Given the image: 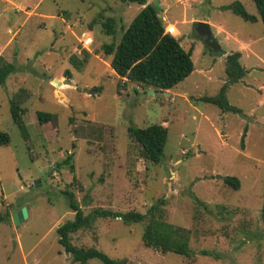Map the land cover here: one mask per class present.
<instances>
[{
  "label": "rangeland",
  "instance_id": "obj_1",
  "mask_svg": "<svg viewBox=\"0 0 264 264\" xmlns=\"http://www.w3.org/2000/svg\"><path fill=\"white\" fill-rule=\"evenodd\" d=\"M147 1L170 7L174 37L195 65L189 78L155 95L129 82L118 91L113 57L102 50L121 42L143 6L15 0L26 11L20 12L0 0V47L12 39L4 57L14 65L0 84V132L11 138L0 148V217L6 219L0 221V264H76L57 232L75 218L65 192L75 195L85 215H147L131 225L98 217L91 229L71 235L77 248H96L127 264H264V24L258 8L253 0ZM236 2L258 21L225 9ZM107 19H114L115 35L106 33ZM198 22L211 26L216 47L195 37ZM84 32L93 40L88 58L74 52ZM237 52L248 73L227 91L239 112H224L204 99L217 97L228 83L226 57ZM75 57L79 69L70 62ZM21 90L31 93L22 107L28 139L11 114ZM39 114L54 118L41 124ZM153 125L169 130L159 165L147 164L128 135L130 127ZM71 155L69 165L57 167ZM227 177L239 179L240 190L228 187ZM155 205L156 220L163 213V222L188 235L191 257L145 246ZM23 208L29 217L16 225Z\"/></svg>",
  "mask_w": 264,
  "mask_h": 264
},
{
  "label": "trees",
  "instance_id": "obj_2",
  "mask_svg": "<svg viewBox=\"0 0 264 264\" xmlns=\"http://www.w3.org/2000/svg\"><path fill=\"white\" fill-rule=\"evenodd\" d=\"M121 1L138 3L144 8L124 33L118 45L113 43L104 46L102 49L106 56L113 57L110 66L118 77V91L123 82L136 84L146 90L145 92L150 89L165 92L174 89L195 71L192 52L185 51L174 36L166 34V26L158 7L148 4L147 0ZM253 1L264 24V0ZM225 9L231 10L247 22L255 23L258 21V18L251 15L240 2H236ZM114 25V19H107L103 23L108 35L116 34ZM84 52L88 58L89 53ZM241 58L242 54L240 52L226 57V73L229 81L222 87L217 97L205 98V102L218 106L224 112H239L238 109L230 106L227 91L230 85L240 82L247 75V70L241 64ZM70 62L78 69L81 67V64L77 63L76 57L72 58ZM13 71L14 65L7 63L3 57H0V84H4ZM67 75L70 78V72ZM30 98L31 93L28 90H21L10 103L13 120L22 130L25 139H28L29 134L23 118L26 111L22 107ZM38 118L41 124H45L51 122L54 116L52 114H39ZM128 135L137 144L139 154L147 164L159 165L162 163L168 142V128L161 125H153L145 129L130 127ZM10 143V136L7 133L0 132V148L9 146ZM72 159L73 155L69 156L64 162L59 163L57 167L62 168L69 165ZM224 182L234 190H240L241 188V182L237 178L227 177ZM65 195L69 201L70 209L75 213V218L63 224L57 232L60 237V244L64 247L66 253L73 257V261L76 264H89L92 260H98L102 264H127L126 260H114L96 248L75 247L71 242V235L84 229H91L98 217L109 218L115 216L121 218L125 225H131L143 223L147 219V215L134 212L114 214L106 211L85 215L80 204L76 201L75 195L70 192H65ZM159 208V205H155L149 211L152 216V223L143 235L145 246L163 254L174 253L191 257L188 235L183 230L176 229L172 225L163 222V213H160V221L156 220V215L160 211ZM5 220L4 217H0V221ZM262 220L264 223V205Z\"/></svg>",
  "mask_w": 264,
  "mask_h": 264
},
{
  "label": "water",
  "instance_id": "obj_3",
  "mask_svg": "<svg viewBox=\"0 0 264 264\" xmlns=\"http://www.w3.org/2000/svg\"><path fill=\"white\" fill-rule=\"evenodd\" d=\"M195 37L198 39L205 40L206 43L211 47H216V41L213 37V33L211 30V26L208 23L205 22H198L195 24ZM72 81L67 80L65 81V85H71ZM164 91L160 90H152L149 91V95H155L163 93ZM29 217L28 211L26 208H23L17 215L14 216L13 221L16 225H18L20 222H23ZM70 255V254H68Z\"/></svg>",
  "mask_w": 264,
  "mask_h": 264
},
{
  "label": "crops",
  "instance_id": "obj_4",
  "mask_svg": "<svg viewBox=\"0 0 264 264\" xmlns=\"http://www.w3.org/2000/svg\"><path fill=\"white\" fill-rule=\"evenodd\" d=\"M3 2H5L6 4H8V5H10V6H12V7H15V8H17V11H20V12H26L25 11V9H23V7H19V6H17L16 5V3H15V0H2ZM154 1H158V0H154ZM181 2L182 0H177V3L178 2ZM189 1V0H188ZM147 3L148 4H150L148 1H147ZM144 8V7H143ZM160 10H161V14H162V18H164V23H166L167 25H171V26H175L174 24H170L169 23V18H168V13H169V10H170V7L168 6V7H164V6H162V4L158 7ZM35 15V13H34V11H32V12H28L27 13V16L28 17H32V16H34ZM176 27V26H175ZM177 29V28H176ZM12 30H10L9 32H11ZM178 31V30H177ZM17 34V32L14 34V37H15V35ZM176 38V37H175ZM12 40V39H11ZM11 40H10V42L9 43H11ZM9 43L8 44H6L5 46H3V47H0V57H3L5 60H7L4 56L6 55V51H7V49H8V46H9ZM248 73V72H247ZM167 92H169V91H167Z\"/></svg>",
  "mask_w": 264,
  "mask_h": 264
},
{
  "label": "built area",
  "instance_id": "obj_5",
  "mask_svg": "<svg viewBox=\"0 0 264 264\" xmlns=\"http://www.w3.org/2000/svg\"><path fill=\"white\" fill-rule=\"evenodd\" d=\"M162 19L164 21V18H162ZM165 29H166V34L171 35V36H176L177 29L175 26L167 25ZM79 44H80V49L77 48L74 51L75 54H77V55H81L84 51H89L90 47L93 45V40L87 32H84L81 35V39H80Z\"/></svg>",
  "mask_w": 264,
  "mask_h": 264
}]
</instances>
